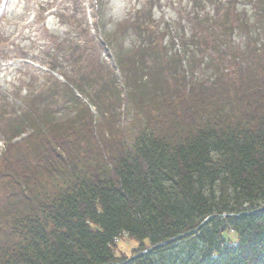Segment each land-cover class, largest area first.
<instances>
[{"label": "trees", "instance_id": "trees-1", "mask_svg": "<svg viewBox=\"0 0 264 264\" xmlns=\"http://www.w3.org/2000/svg\"><path fill=\"white\" fill-rule=\"evenodd\" d=\"M250 3L264 26V0ZM135 15L142 44L128 51L108 37L134 109L130 124L114 73L93 46L78 43L68 51L72 82L98 118L67 88L63 105L78 111L63 123L51 107L55 89L6 119L0 264H264V44H249V62L232 55L234 72L223 56H205L202 69L215 74L201 80L190 63L178 67L182 56L169 55L151 16L145 24ZM234 17L228 28H246L257 46L261 35ZM56 48L54 68L66 52ZM27 128L28 137L12 142ZM124 236L134 254L147 253L117 255Z\"/></svg>", "mask_w": 264, "mask_h": 264}, {"label": "rangeland", "instance_id": "rangeland-1", "mask_svg": "<svg viewBox=\"0 0 264 264\" xmlns=\"http://www.w3.org/2000/svg\"><path fill=\"white\" fill-rule=\"evenodd\" d=\"M70 0H11L9 6L2 17H0V113L5 112L13 115L14 112L24 106L25 91L20 92L22 87L27 89L26 93H37L52 85L55 80L59 87L66 83L65 79L57 72L50 71L45 64L43 57L44 52L50 55V50L55 47L53 38H56L58 46L61 48L71 49L70 43H75L81 39L84 42L85 36L79 32L80 21L82 28L85 22L83 10H77L70 7ZM89 1V0H88ZM193 0H91L95 2L93 7L98 4L99 11L102 16L103 31L98 28V35L101 40L107 38L114 41V38H108L110 34H115L119 38L120 44L128 51L134 50L135 45L142 44L138 37L139 29L133 20V16L138 10L145 22H151L148 17L151 16L154 22V28L159 33L160 39L166 44V50L172 57L182 56L187 62L177 63L179 68H183L190 63L193 74L198 79L207 80L208 76L213 75L215 69H202L201 61L207 55L206 43L214 38L210 28V20L213 22L215 11V0H199L202 6L192 4ZM237 8L233 13L236 14L235 26L240 23L250 25L249 32H255L261 35L258 39V48H262L264 44L263 25L258 24L259 16L254 13L253 5L250 0H237ZM69 6V7H68ZM36 9L39 11V20L34 25L28 23V11ZM47 9L48 12L44 13ZM54 9V10H52ZM55 9H57L55 11ZM60 9V10H59ZM151 10V11H146ZM81 11V12H79ZM98 12L93 8V15ZM147 12V13H146ZM221 10V14L225 13ZM146 13V14H144ZM97 14V13H96ZM232 17V12L230 13ZM46 21V30H43L41 22ZM95 21H98L95 15ZM68 23V24H67ZM212 27V26H211ZM137 29V30H136ZM245 31V32H244ZM246 28L236 29L233 33L231 48L224 54L218 49L211 50V55L218 56L222 54L226 68L236 70L238 60L232 55H237L241 59V55L247 50V42L249 35H246ZM248 33V32H247ZM112 34V35H113ZM92 35V34H91ZM257 37V36H256ZM64 45L62 46V43ZM114 48V44L112 43ZM49 50V51H48ZM113 50V49H112ZM56 54V48L53 50ZM235 51V52H232ZM127 52V51H126ZM64 54V55H63ZM65 62L67 55L61 53ZM105 56L101 59L105 70H108L107 62L111 64L113 56L111 51L106 48L103 52ZM52 56V55H51ZM224 56H230L229 63ZM53 57V56H52ZM108 59V60H107ZM244 61H250L243 57ZM68 63V61H66ZM65 62V63H66ZM64 65V64H63ZM62 65V66H63ZM63 69V67L61 68ZM207 70V72H206ZM197 71V72H196ZM74 75L76 71H71ZM171 72V70H170ZM190 73V75H193ZM195 80L193 79L192 82ZM123 87V86H122ZM62 94L63 89H59ZM128 92V90H127ZM133 111L131 104L126 106V114L122 117L125 123H131L133 120ZM58 118L64 120L68 111L63 109L59 113ZM0 139L6 138L0 134ZM231 238L235 240L236 235L231 234ZM133 242L124 236L118 241L119 251L117 255L130 257L134 255Z\"/></svg>", "mask_w": 264, "mask_h": 264}, {"label": "water", "instance_id": "water-1", "mask_svg": "<svg viewBox=\"0 0 264 264\" xmlns=\"http://www.w3.org/2000/svg\"><path fill=\"white\" fill-rule=\"evenodd\" d=\"M209 218H207L200 226H202L207 220H208ZM197 229H195L194 231H191V232H187V233H184V234H180L179 236H177V237H175V238H173V239H170L169 241H172V240H174V239H177V238H181V237H183V236H186L187 234H190V233H193V232H195ZM168 241V242H169ZM158 245H161V244H158ZM145 253H147V250H145V251H142V252H140V253H138V254H136V255H134L131 259H134V258H137V257H140V256H142V255H144Z\"/></svg>", "mask_w": 264, "mask_h": 264}]
</instances>
